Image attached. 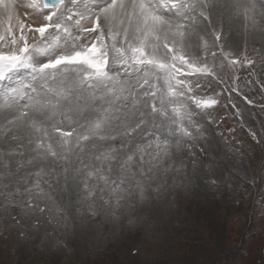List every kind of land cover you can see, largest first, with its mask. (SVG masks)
<instances>
[{
	"label": "snow or ice",
	"instance_id": "obj_1",
	"mask_svg": "<svg viewBox=\"0 0 264 264\" xmlns=\"http://www.w3.org/2000/svg\"><path fill=\"white\" fill-rule=\"evenodd\" d=\"M241 71L264 91V0H0V210L39 230L158 198L253 104Z\"/></svg>",
	"mask_w": 264,
	"mask_h": 264
},
{
	"label": "rangeland",
	"instance_id": "obj_2",
	"mask_svg": "<svg viewBox=\"0 0 264 264\" xmlns=\"http://www.w3.org/2000/svg\"><path fill=\"white\" fill-rule=\"evenodd\" d=\"M257 77L264 83V71ZM246 78L256 77L241 71L238 81L253 104L234 93L241 115L221 108L205 153H196L195 165L186 158L185 172L175 183L170 176L158 198L133 202L116 219L70 210L39 230L36 217L13 210L17 224L0 210V264H264V91L255 82L245 87ZM5 191L15 189L0 188V200Z\"/></svg>",
	"mask_w": 264,
	"mask_h": 264
},
{
	"label": "bare ground",
	"instance_id": "obj_3",
	"mask_svg": "<svg viewBox=\"0 0 264 264\" xmlns=\"http://www.w3.org/2000/svg\"><path fill=\"white\" fill-rule=\"evenodd\" d=\"M21 11H23V10H21Z\"/></svg>",
	"mask_w": 264,
	"mask_h": 264
}]
</instances>
